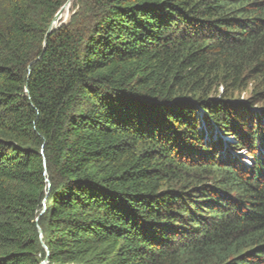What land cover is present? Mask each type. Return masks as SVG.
I'll use <instances>...</instances> for the list:
<instances>
[{
  "label": "trees",
  "instance_id": "1",
  "mask_svg": "<svg viewBox=\"0 0 264 264\" xmlns=\"http://www.w3.org/2000/svg\"><path fill=\"white\" fill-rule=\"evenodd\" d=\"M66 1L0 0V264H264V0H76L45 36Z\"/></svg>",
  "mask_w": 264,
  "mask_h": 264
},
{
  "label": "rangeland",
  "instance_id": "2",
  "mask_svg": "<svg viewBox=\"0 0 264 264\" xmlns=\"http://www.w3.org/2000/svg\"><path fill=\"white\" fill-rule=\"evenodd\" d=\"M70 7H69V11L66 13V15L64 16V17H62V18H60V19H58L57 20V24H59L60 22H65V21H68L69 20V18H70V16L72 15V13L74 12V10H76V8H77V5H76V0H71V3H70ZM70 12V13H69ZM249 94H250V86H248L246 89H242V91H240V93H237L236 95H235V97L237 98V99H239L240 101H242V100H245L248 96H249ZM264 106V102H260V103H258V104H256V109L257 108H262ZM254 108V107H253ZM256 109H253V114H254V117L253 118H255V117H257L258 115H260V116H263L264 115V113L263 112H261V111H258V110H256ZM198 114L200 115L201 113L200 112H198ZM198 118H199V127H201V126H204V119H203V117H200V116H198ZM204 121V122H203ZM263 122H264V120H263ZM203 124V125H202ZM211 125H212V127H213V129H212V131L213 132H216V129H214V128H216V126L213 124V123H211ZM211 125L209 126V125H207V124H205V128H206V130L207 131H205V134H208L209 136H211L212 138L213 137H215V134L213 133V134H210L209 132H210V130H211ZM198 127V128H199ZM203 129V128H202ZM204 130V129H203ZM207 132V133H206ZM229 142H231V143H233V142H235V139H234V136H229V137H225ZM228 141L227 142H222L221 144H220V147L223 149V148H225V149H228V150H224L223 149V152L221 151L220 153H222V156H227L228 154H230V155H232V154H234V155H236V156H238L240 159H241V161L242 162H244L245 164H247V165H249L250 163H251V158H249L248 156H247V154H246V151L244 150V149H237V148H234L233 146H231L229 143H228ZM221 150V149H220ZM226 153H227V155H226Z\"/></svg>",
  "mask_w": 264,
  "mask_h": 264
},
{
  "label": "water",
  "instance_id": "3",
  "mask_svg": "<svg viewBox=\"0 0 264 264\" xmlns=\"http://www.w3.org/2000/svg\"><path fill=\"white\" fill-rule=\"evenodd\" d=\"M67 2V1H66ZM65 2V3H66ZM64 3V4H65ZM64 4L59 8V10L55 13V15L53 16V18H52V21H51V23L49 24V26H48V29H47V31H46V33H45V36H47L48 34H49V32L53 29V28H55L56 27V25H57V17H58V15H60V12H61V10H62V8H63V6H64ZM45 40H44V44H45ZM42 152V151H41ZM47 186H49V182L47 181ZM42 204H44L43 202H42ZM43 210V209H42ZM42 210H41V212H42ZM38 229H39V234H40V236L42 235V231L40 230V228L38 227ZM42 246L45 248V250H46V246L42 243ZM46 252H47V250H46Z\"/></svg>",
  "mask_w": 264,
  "mask_h": 264
},
{
  "label": "bare ground",
  "instance_id": "4",
  "mask_svg": "<svg viewBox=\"0 0 264 264\" xmlns=\"http://www.w3.org/2000/svg\"><path fill=\"white\" fill-rule=\"evenodd\" d=\"M70 1L71 0H67V2L64 4V6H63V8H62V10L60 12V15H58V17H57V20L60 19V18H62V17H64L66 15V13L69 11Z\"/></svg>",
  "mask_w": 264,
  "mask_h": 264
}]
</instances>
